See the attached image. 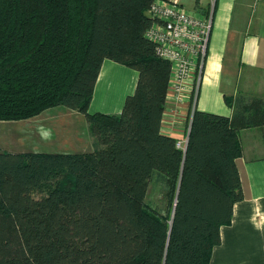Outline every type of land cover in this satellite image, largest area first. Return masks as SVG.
Here are the masks:
<instances>
[{"label":"trees","instance_id":"trees-1","mask_svg":"<svg viewBox=\"0 0 264 264\" xmlns=\"http://www.w3.org/2000/svg\"><path fill=\"white\" fill-rule=\"evenodd\" d=\"M154 0H0V121L85 117L91 151H0V264H209L243 198L238 131L264 96L193 109L185 149L161 131L170 64L144 35ZM138 72L120 113L88 112L103 60ZM161 184L163 208L147 202Z\"/></svg>","mask_w":264,"mask_h":264},{"label":"crops","instance_id":"crops-1","mask_svg":"<svg viewBox=\"0 0 264 264\" xmlns=\"http://www.w3.org/2000/svg\"><path fill=\"white\" fill-rule=\"evenodd\" d=\"M179 2L185 9L202 14L207 13L211 4L213 7L194 108L229 116L232 107L226 104L225 97L234 98L237 93L264 96V1ZM102 62L88 112L120 113L126 96L135 91L138 72L112 60ZM169 107L173 105L166 101L161 131L187 140L191 114L188 100L178 106V113L168 112ZM75 114L85 120L80 113ZM238 140L242 155L235 165L243 198L234 204L230 224L221 226V241L213 247L209 264H264V124L239 130Z\"/></svg>","mask_w":264,"mask_h":264},{"label":"built area","instance_id":"built-area-1","mask_svg":"<svg viewBox=\"0 0 264 264\" xmlns=\"http://www.w3.org/2000/svg\"><path fill=\"white\" fill-rule=\"evenodd\" d=\"M259 1L264 0H256ZM147 14L152 21L144 35L153 43L157 57L170 64L166 101L176 109L169 110L178 113V106L188 100L192 113L211 33L212 4L207 13L202 14L195 9H185L179 0H154ZM176 144L185 149L186 140L178 138Z\"/></svg>","mask_w":264,"mask_h":264},{"label":"rangeland","instance_id":"rangeland-1","mask_svg":"<svg viewBox=\"0 0 264 264\" xmlns=\"http://www.w3.org/2000/svg\"><path fill=\"white\" fill-rule=\"evenodd\" d=\"M184 4L189 6V3ZM82 118L67 108L53 107L26 120L0 121V151H90L93 136L89 133L87 122ZM147 194V202L151 206L163 208L164 193L161 184L151 181Z\"/></svg>","mask_w":264,"mask_h":264}]
</instances>
